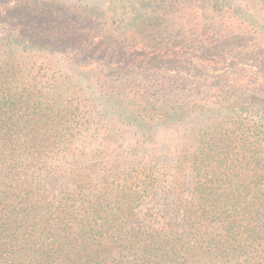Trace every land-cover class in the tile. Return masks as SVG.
<instances>
[{"label":"trees","instance_id":"1","mask_svg":"<svg viewBox=\"0 0 264 264\" xmlns=\"http://www.w3.org/2000/svg\"><path fill=\"white\" fill-rule=\"evenodd\" d=\"M97 1L0 0V264H264V0Z\"/></svg>","mask_w":264,"mask_h":264},{"label":"rangeland","instance_id":"2","mask_svg":"<svg viewBox=\"0 0 264 264\" xmlns=\"http://www.w3.org/2000/svg\"><path fill=\"white\" fill-rule=\"evenodd\" d=\"M62 2L65 4V6H79L80 9L86 8L88 6L94 7L99 3L97 0H62ZM79 10V9H78ZM80 11V10H79ZM81 15H85V13H81ZM105 129L104 127H101L100 125L94 123H91L89 125V129H86L81 132L80 139L77 141V145L80 148L88 149L89 151H92V149H101L100 153L103 156H125L128 155V158L131 157V147L135 146V140L133 137H131L129 131H123L119 132L117 131L116 134H111V132L106 135L103 134V131ZM116 130V129H114ZM123 136H120V135ZM111 139H110V136ZM104 137H107V140H104ZM173 141V138H170L166 140V143H171ZM173 148L172 145H170V148H167L166 151H161V148L158 147L157 149V158H161L162 155L166 156V161L169 163L171 158L173 157L171 149ZM143 147L141 148V150ZM164 153V154H163ZM172 173L173 170H168V180L171 178L169 173ZM57 182H55V185ZM167 184V182L165 183ZM167 187V186H166ZM171 198V197H170ZM169 198V199H170Z\"/></svg>","mask_w":264,"mask_h":264}]
</instances>
